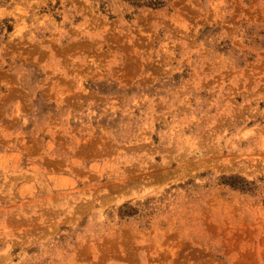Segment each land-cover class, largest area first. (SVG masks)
<instances>
[{"label":"rangeland","instance_id":"rangeland-1","mask_svg":"<svg viewBox=\"0 0 264 264\" xmlns=\"http://www.w3.org/2000/svg\"><path fill=\"white\" fill-rule=\"evenodd\" d=\"M0 264H264V0H0Z\"/></svg>","mask_w":264,"mask_h":264}]
</instances>
